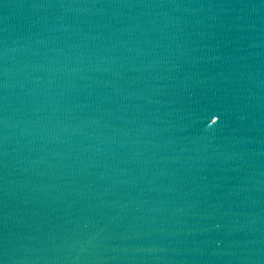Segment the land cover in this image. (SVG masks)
<instances>
[{
  "label": "water",
  "instance_id": "1",
  "mask_svg": "<svg viewBox=\"0 0 264 264\" xmlns=\"http://www.w3.org/2000/svg\"><path fill=\"white\" fill-rule=\"evenodd\" d=\"M0 264H264V0H0Z\"/></svg>",
  "mask_w": 264,
  "mask_h": 264
},
{
  "label": "snow or ice",
  "instance_id": "2",
  "mask_svg": "<svg viewBox=\"0 0 264 264\" xmlns=\"http://www.w3.org/2000/svg\"><path fill=\"white\" fill-rule=\"evenodd\" d=\"M217 119H219V117H217ZM213 123H215V120L214 121H212Z\"/></svg>",
  "mask_w": 264,
  "mask_h": 264
}]
</instances>
